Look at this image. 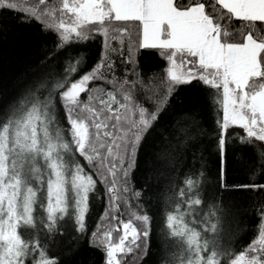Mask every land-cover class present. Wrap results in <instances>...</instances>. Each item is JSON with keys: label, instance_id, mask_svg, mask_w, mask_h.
Here are the masks:
<instances>
[{"label": "snow or ice", "instance_id": "6c2138e0", "mask_svg": "<svg viewBox=\"0 0 264 264\" xmlns=\"http://www.w3.org/2000/svg\"><path fill=\"white\" fill-rule=\"evenodd\" d=\"M20 3L21 0H0V12L17 10L18 23H13L12 29L30 30L39 26V32L47 33L61 53L79 49L66 56L69 60L83 56L81 63L87 66V45L81 42L90 41L93 33L102 35L95 62L85 67L77 79L69 82L63 78L46 97L37 95L43 84L28 90L0 117V264H65V259L49 254L38 239H26L21 231L38 227L56 231L65 216L74 217L76 241L87 234V247L98 255L100 264H146L150 252V214L136 216L139 225H134L131 219L121 220L116 236L111 229L104 228L89 233L86 223L89 193L97 186L104 187L110 207L118 210L114 193L119 184L121 192H131L142 202L143 192L133 187L138 151L161 119V109L176 104L179 90L196 82L216 89L223 97V114L216 121L217 180L224 192L230 190L228 139L239 131L246 144L264 142V0H63L58 11L74 17L71 27L63 21L56 25L49 19L50 0H35L27 8H18ZM110 28L115 34L129 37L126 51L121 53L125 65L123 79L118 82L125 100L133 99V88L147 84V76L139 67L140 50H144V55H161L166 61L165 87L172 96L141 92L137 97L138 119L122 114L119 108L127 111L128 105H119L111 93L107 94L108 99L92 95L86 101L81 98L83 93L94 90L89 87L90 81L113 84L106 76L114 71L109 52L117 51L105 39ZM8 33L9 25L0 22V38ZM70 33L74 34L71 39ZM178 60L180 65L187 66L185 72L174 70ZM67 70L77 72L71 63ZM61 110L68 142L62 141L57 129L55 136L61 143L56 145L51 143L48 126L59 122ZM58 146L71 152L67 162L56 152ZM25 154L43 157L49 171L44 173L34 168L25 171L20 163ZM77 154L94 171L86 174V167L72 159ZM259 163L264 164V156L259 157ZM259 172L257 168L249 179L255 181L251 177ZM186 183L191 186L193 181ZM66 184L75 190L74 202L70 196L65 197ZM241 187L260 190L264 189V183ZM43 192L46 202L38 197ZM37 209L45 214L39 221ZM256 213L259 235L238 255L229 247L201 245L198 234L193 232L188 239L190 255L182 258L181 264L185 261L186 264H264V204L256 206ZM104 216L110 224L112 211ZM167 225L173 236H184L176 225V217L168 216ZM80 252L81 246L74 244L67 254L77 256Z\"/></svg>", "mask_w": 264, "mask_h": 264}, {"label": "trees", "instance_id": "16d2710c", "mask_svg": "<svg viewBox=\"0 0 264 264\" xmlns=\"http://www.w3.org/2000/svg\"><path fill=\"white\" fill-rule=\"evenodd\" d=\"M58 2L50 0V12L53 16H57ZM34 3L35 0H21L18 8H27ZM16 15L17 10L0 12V22L9 25V33L0 38V117L26 95L28 90H35L43 84L44 87L40 88L37 95L46 97L63 78H67L69 82L77 79L85 67H90L95 62L102 35L93 33L90 41L81 42L87 45L89 64L86 66L81 63L83 56L80 59L66 58L79 51L78 48L71 49L67 54L61 53L47 33L39 32V26L30 30H13V23H18ZM51 15L49 19L54 23ZM72 36L70 35V39ZM105 39L112 49H117L109 52L114 71L106 73L113 84L90 81L89 87L94 90L83 93L82 99L86 101L88 95L105 99L111 93L122 105H128L127 111L123 107L119 108L122 114L129 119H138L140 101L137 97L141 92L166 94V98L172 96L165 87L168 79L166 61L161 55H144V50H140L139 67L147 76V84H141L140 89L133 88V99L125 100L118 82L123 79L125 65L121 62V53L126 51L129 37L126 34H115L110 28L109 36ZM70 63L77 68V72L67 70ZM179 91L177 103L161 109V119L145 137L138 151L133 187L143 192L142 202L137 201L131 192H121L119 184L114 193V203L118 205V210L110 207L104 187L97 186L89 193V210L86 213L89 233L104 228L111 229L116 236L121 220L131 219L134 225H139L140 221L136 216L141 213L150 214V252L146 264H181L182 258L190 255L188 239L193 232L198 234L201 245L207 244L209 248L229 247L237 255L259 235L256 206L264 204V189L254 190L241 185L264 183V164L259 163V157L264 156V142L246 144L245 137L239 131L228 139V181L232 187L224 192L218 187L219 155L216 147V121L223 114L222 94L216 89L203 87L199 82L184 86ZM95 103L93 101V105ZM57 119L58 123L48 127L51 143L59 145L61 141L55 136L57 129L60 130L62 141L68 142L67 124L63 120L62 110ZM57 148L58 154L67 162L71 152H65L59 146ZM72 159L86 167V174L94 171L78 154L72 156ZM257 168L260 172L256 177H251L255 180L251 181L249 176ZM25 171H28L26 167ZM72 171L75 172L74 166ZM188 180L193 181L191 186L186 183ZM70 190L71 187L66 190L65 197L70 196L74 202L75 193L72 194ZM38 197L44 198L46 202V192L38 193ZM195 200L200 203H192ZM110 210L113 217L109 224L104 213ZM37 211L40 213L37 216L39 221L45 214L40 209ZM170 215L176 217L177 227L185 233L183 237L172 235V230L167 225V217ZM73 219L74 217L69 219L65 216L53 232L39 227L21 231L26 239H38L49 254L55 253L65 259V264H100L98 255L87 247V234L83 239L75 240ZM74 244L81 246V252L77 256L67 254ZM55 258L57 256H53Z\"/></svg>", "mask_w": 264, "mask_h": 264}, {"label": "rangeland", "instance_id": "374dc122", "mask_svg": "<svg viewBox=\"0 0 264 264\" xmlns=\"http://www.w3.org/2000/svg\"><path fill=\"white\" fill-rule=\"evenodd\" d=\"M58 1H59L58 2V6H59L58 9H60V8H62L63 0H58ZM50 9H51V7H50ZM50 18H52V20H55L54 24H56V25H59L63 21L65 23V25L68 26V27L74 26L73 25L74 17H71L69 14H66V13L62 14L60 11H58L57 12V16L51 15ZM69 35H74V34L70 33ZM169 67H171V65ZM174 70L177 71V72H185L187 70V66L186 65L185 66L180 65L179 60H178L177 61V67ZM105 99H108V97H106ZM116 100H117V98H116ZM119 105H122L121 102H119ZM41 134H42V132H41ZM56 152L59 153V149L58 148L56 149ZM20 163L23 164L24 167H26L28 170L34 168V169L39 170V171L42 170L44 173H47L49 171L47 169L46 160L43 157H37V156H34V155L33 156H29V155L25 154L24 158L20 159ZM69 187H71L70 184H66L65 185V189L66 190ZM70 192H72V194H74L75 190L71 189Z\"/></svg>", "mask_w": 264, "mask_h": 264}]
</instances>
